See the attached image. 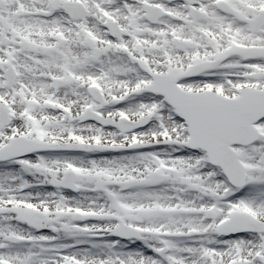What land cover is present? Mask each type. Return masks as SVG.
Here are the masks:
<instances>
[{
  "label": "snow or ice",
  "instance_id": "obj_1",
  "mask_svg": "<svg viewBox=\"0 0 264 264\" xmlns=\"http://www.w3.org/2000/svg\"><path fill=\"white\" fill-rule=\"evenodd\" d=\"M0 264H264V0H0Z\"/></svg>",
  "mask_w": 264,
  "mask_h": 264
}]
</instances>
